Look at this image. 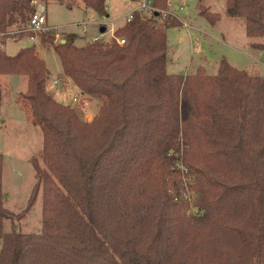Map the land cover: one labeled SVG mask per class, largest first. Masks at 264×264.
I'll list each match as a JSON object with an SVG mask.
<instances>
[{"label":"trees","instance_id":"obj_1","mask_svg":"<svg viewBox=\"0 0 264 264\" xmlns=\"http://www.w3.org/2000/svg\"><path fill=\"white\" fill-rule=\"evenodd\" d=\"M107 1L0 0V32L25 28L37 3L107 16ZM150 1L169 8V0ZM200 13L211 23L221 17L202 5ZM226 15L244 19L249 38H264V0H226ZM160 16L135 11L115 31L124 46L40 36L63 75L101 102L90 123L48 92L51 73L35 45L13 56L0 50V104L1 77L26 76L23 108L43 132L47 166L33 160L28 206L42 191L41 232H6L14 214L4 205L0 156V264H264V77L226 60L214 76L203 68L186 78L168 74L167 33L179 23ZM175 159L199 181L209 209L201 220L181 223L167 195L181 176ZM149 199L144 216L129 222L127 212Z\"/></svg>","mask_w":264,"mask_h":264},{"label":"rangeland","instance_id":"obj_2","mask_svg":"<svg viewBox=\"0 0 264 264\" xmlns=\"http://www.w3.org/2000/svg\"><path fill=\"white\" fill-rule=\"evenodd\" d=\"M107 5L111 7L112 18L109 20L93 10L85 13L82 6L68 7L56 2L37 3V13L47 16L48 26L57 29L59 36L56 39L62 42L66 35L71 33L81 35L84 25L82 21H96V27L87 23L89 32L87 34L91 37L100 32L98 24L110 23L116 15H124L132 8L122 0H108ZM211 5L212 7H206L209 12L221 16L216 23H211L206 16H201L195 0H172V4L169 1V10H175L176 6L183 7L184 10L177 11L179 19L175 20L179 26L170 28L167 33L168 74L186 78L195 75L199 68H203L207 75L214 76L218 74L221 61L226 60L240 71L264 76V50L253 47L254 43L264 44V38H249L246 35L244 19L227 16L226 2L223 0H214ZM184 17L193 28L186 29L182 26ZM209 17L212 19L211 16ZM101 28L104 26H100ZM19 39L18 42L9 41L3 50L12 56L21 48L35 45L38 56L46 62L51 76L63 75L58 56L52 47L41 43L40 37L37 42H32L23 36ZM109 40H111L110 36L105 42ZM1 81L3 88V100L0 104L2 189L5 194L4 205L14 214L13 220L6 223L5 231L10 232L15 227L26 235L38 234L43 225L42 191L38 194L35 205L32 208L28 206L37 184L33 160L37 159L40 167L47 171V166L41 157L44 145L43 132L28 119L23 108L21 94L28 90V78L20 75H4ZM63 91L66 93L65 97L55 99L63 105H66L75 93L81 92L70 80ZM48 92L50 93L49 89ZM100 105L99 100L85 96L80 106L72 108L83 122L90 123L98 114ZM178 157H181V153L176 154V158ZM174 164L180 170L181 176L178 177V187L169 186L167 195L172 199V203L176 204L180 222L186 224L189 223V219L193 221L203 219L209 209L204 204L197 177L183 166L181 160L175 159ZM150 204L151 199L142 204L141 207L144 208L128 211L129 222L133 223L132 221H138V218L144 216ZM172 218H175V214H172ZM203 226L204 224L201 227Z\"/></svg>","mask_w":264,"mask_h":264},{"label":"built area","instance_id":"obj_3","mask_svg":"<svg viewBox=\"0 0 264 264\" xmlns=\"http://www.w3.org/2000/svg\"><path fill=\"white\" fill-rule=\"evenodd\" d=\"M183 7L177 6L175 10H158L157 8L152 6V2L150 0H141L140 7L136 11H141L145 15H151L154 12L161 14L160 20L166 21V20H175L179 19L178 12L177 11H183ZM135 12V11H134ZM129 16L128 21H130L133 18V13ZM81 26V24H80ZM182 26L186 29H191L192 26L187 21H182ZM83 32L84 34L88 33L87 24L83 25ZM53 33L56 35V37L59 36L58 31L56 28L48 26V19L45 14H39L36 11V14L32 17L30 22L25 28L22 29H16L11 30L9 32H0V50H3L5 45L9 41L18 42L20 39V36L24 35L25 37L29 38L32 42H37L39 37L44 34ZM106 32H100V36H97L93 38L92 43L94 42H104L105 38H103V35ZM115 40L119 45L124 46L126 44V40L124 38H119L115 36V33L112 34L111 40ZM68 79L63 75H58L56 77L50 76L48 80V89L50 93H53L52 95H57L58 92L56 90H60V94H63V97H65L66 93H64L63 88L67 85ZM51 88V90H50ZM54 90V92H53ZM62 90V91H61ZM84 98V95L79 92L75 93V95L72 96V98L67 102V106L70 107H77L81 105V102ZM65 99V98H64ZM63 99V100H64Z\"/></svg>","mask_w":264,"mask_h":264},{"label":"crops","instance_id":"obj_4","mask_svg":"<svg viewBox=\"0 0 264 264\" xmlns=\"http://www.w3.org/2000/svg\"><path fill=\"white\" fill-rule=\"evenodd\" d=\"M122 1H124L125 3H127L128 5L130 4L131 5V9L127 12V13H125L124 15H116V17H115V19L114 20H112L110 23H107V24H98V27H99V31L101 32V30L103 29V28H101L100 29V26H104V32H106L104 35H103V38H107L108 36H112V34L113 33H115V31L119 28V26L121 27L122 26V24L123 23H126L127 21H128V18H129V16L132 14V12H134V11H136V10H138V8L140 7V4H141V0H139L138 2H131L130 0H122ZM170 1V3L172 4V0H169ZM196 2H197V4H198V7H199V10H200V6L202 5V6H205V7H212V5H211V2L212 1H214V0H195ZM215 1H217V0H215ZM219 1H222V0H219ZM224 2H226V0H223ZM214 3V2H213ZM177 7V6H176ZM113 8V7H112ZM83 9V8H82ZM88 10L89 9H87V10H85V9H83V11L85 12V13H87L88 12ZM107 11H108V15L107 16H104V18L106 17L108 20L109 19H111L112 18V16H111V7L109 8L108 7V5H107ZM184 21H187L186 20V17H184V19H183ZM86 22V23H85ZM81 23H83V24H90V25H92V26H94V27H96L97 26V23H96V21H93V22H87V21H82ZM87 24V25H88ZM116 27H118L117 29H116ZM88 28V27H87ZM192 28H193V26H192ZM100 32H98V33H95L94 35H92L91 37H88V34H84V32H83V30H82V33H81V35L80 34H77V33H71V34H76L77 36H78V39L76 40V42H75V44L77 45V46H79V47H82V46H84V45H86L87 43H92V40H93V38H95V37H97V36H100ZM89 33V32H88ZM81 45H80V44ZM259 50H261V49H259ZM13 56V55H12ZM47 65V64H46ZM48 67V66H47ZM49 69V68H48ZM50 71V70H49ZM50 73H51V71H50ZM61 73L63 74V71H62V67H61ZM52 75V74H51ZM59 75H61V74H59ZM53 77V76H52ZM260 77H264V76H260ZM62 91V90H61ZM56 92H58L57 93V95H55L54 96V98L55 99H57V97H58V99L59 98H61V97H63V95L62 94H60L59 92H60V90L58 89V90H56Z\"/></svg>","mask_w":264,"mask_h":264},{"label":"water","instance_id":"obj_5","mask_svg":"<svg viewBox=\"0 0 264 264\" xmlns=\"http://www.w3.org/2000/svg\"><path fill=\"white\" fill-rule=\"evenodd\" d=\"M102 32H104V28L101 30ZM63 43L65 42V40L62 41Z\"/></svg>","mask_w":264,"mask_h":264}]
</instances>
